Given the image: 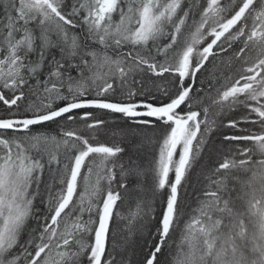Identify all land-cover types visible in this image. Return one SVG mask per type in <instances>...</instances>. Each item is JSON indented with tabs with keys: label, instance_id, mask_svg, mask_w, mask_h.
Instances as JSON below:
<instances>
[{
	"label": "snow or ice",
	"instance_id": "6c2138e0",
	"mask_svg": "<svg viewBox=\"0 0 264 264\" xmlns=\"http://www.w3.org/2000/svg\"><path fill=\"white\" fill-rule=\"evenodd\" d=\"M0 103V264H132L159 196L139 264H264V0H0Z\"/></svg>",
	"mask_w": 264,
	"mask_h": 264
},
{
	"label": "trees",
	"instance_id": "16d2710c",
	"mask_svg": "<svg viewBox=\"0 0 264 264\" xmlns=\"http://www.w3.org/2000/svg\"><path fill=\"white\" fill-rule=\"evenodd\" d=\"M206 67H208V65H206ZM221 67H223V66H221ZM238 67H239V63L237 62L236 64L233 65L232 71H235ZM202 80H204V77H201L199 74H197L196 86L194 88V91L199 90V88L201 87ZM141 99L145 100L146 102L159 103L160 100L162 99V97L157 96V98L155 100L152 99V97H142ZM5 112H6V109L4 108V113H2L0 115L3 116V114H5ZM98 114L103 115V113H98ZM233 115H238V114H233ZM106 118L109 120L110 127L112 129L125 128L130 123L129 121L121 119L119 115L107 116ZM229 118H231V116L226 117L225 122ZM52 127L54 128L55 125H53ZM234 131L235 130L230 129V128H224V127L219 128V130L216 133H214V135H213V148H214V150L216 147H222V145L220 144V141L222 140L223 135L233 133ZM100 140L103 142L109 143V144H111L113 142L121 143V140L118 136L102 135L100 137ZM143 151L146 154V156L149 159H151V156H152L153 152L155 151V145H146L144 147ZM213 158L214 159L217 158V155L215 153H214ZM187 192H188V197H187L186 203L191 205L192 207H195L196 195H198L199 193L197 192L194 195L193 194V188L191 186H189L187 188ZM163 202H164V197L159 196L158 197V205H157L158 212L162 211ZM44 205L45 204L42 203L41 200L38 198L36 201V205H35L37 210H38V214L39 213L43 214ZM122 210L126 211L127 209H122ZM145 220L147 223V230L144 232L143 236H140V237H137L136 239H134L131 243L130 248H129L130 259L133 262H135L136 264H139V262L143 260L144 256L148 253V251L152 247V244L156 240L155 231H156V228L158 226V220L157 219L148 220L147 217L145 218ZM177 239H178V235H177V231H176V233L173 234V236H172V240H177ZM169 243H171V241ZM167 259H168V250L165 249L164 255L160 256V260H161L162 264H165Z\"/></svg>",
	"mask_w": 264,
	"mask_h": 264
},
{
	"label": "bare ground",
	"instance_id": "6f19581e",
	"mask_svg": "<svg viewBox=\"0 0 264 264\" xmlns=\"http://www.w3.org/2000/svg\"><path fill=\"white\" fill-rule=\"evenodd\" d=\"M4 108L6 109V107L2 103H0V112H1L0 114L4 113ZM6 114H7V109H6L5 114H3V115H6ZM0 116H2V115H0ZM157 205H158V198L156 200V203L154 204V208H155V216H156L155 219L159 220V217H160V213L161 212H158ZM162 208H163V205H162ZM44 209H45V205H44ZM41 214L42 213H39L35 219H33L32 221H30V228H37L39 226L38 225V221H39V223H43V221H40L39 220V216ZM85 219H87V216L85 217ZM184 219H187V217L185 216ZM182 226H183V220L181 221V227ZM179 231H180V229L178 228L177 229V235L178 236H179ZM173 248H174V245H173ZM132 264H136V263L132 261Z\"/></svg>",
	"mask_w": 264,
	"mask_h": 264
}]
</instances>
